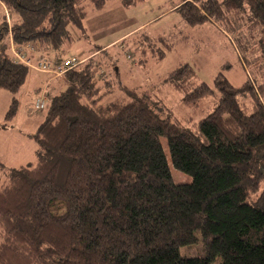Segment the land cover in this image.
<instances>
[{
	"label": "trees",
	"instance_id": "16d2710c",
	"mask_svg": "<svg viewBox=\"0 0 264 264\" xmlns=\"http://www.w3.org/2000/svg\"><path fill=\"white\" fill-rule=\"evenodd\" d=\"M83 1L0 0V89L17 93L29 72L10 55V42L37 44L54 63L79 56L62 52L83 29ZM171 6L189 26L214 21L248 39L243 24L252 20L263 40L256 83L236 88L218 75L211 88L188 64L171 71L164 82L185 106L220 92L193 121L162 116L132 89L107 101L112 80L97 76L92 55L83 59L62 89L40 94L48 100L30 134L36 161L10 168L0 184V264H264V0ZM243 90L249 106L239 101ZM16 111L12 98L0 129ZM171 167L189 181L175 183ZM198 233L202 256H181Z\"/></svg>",
	"mask_w": 264,
	"mask_h": 264
},
{
	"label": "rangeland",
	"instance_id": "374dc122",
	"mask_svg": "<svg viewBox=\"0 0 264 264\" xmlns=\"http://www.w3.org/2000/svg\"><path fill=\"white\" fill-rule=\"evenodd\" d=\"M175 1L140 0L125 6L120 0H105L97 8L85 0L82 3L85 11L83 29L74 30L73 39L62 54L73 53L83 60L89 53L95 58L97 76L113 82L114 87L109 89L113 88L115 91L105 98L107 101L122 97L126 89H132L145 95V99L154 104L162 116L172 114L179 119L190 118L197 121L212 110L220 98V92L213 89V95L202 100L198 106H185L181 102V95L165 84L167 75L188 64L194 68L197 82L205 83L211 88H214V80L218 75L236 88L247 83L255 84L256 65L262 59L263 40L259 39L258 29L250 19L243 24L249 28V39L243 33L237 37V33L228 32L214 21L189 26L177 9H171ZM157 36H163L169 48L158 41ZM36 48L38 49L37 44ZM8 51L13 57L10 44ZM22 51L27 52L30 62L23 59L25 57L19 53ZM15 52L22 58L29 72L17 93L0 89V123L12 98L17 100L16 115L6 128L0 129V163L3 165L0 167V184L6 180V173L10 168L36 161L37 145L30 134L42 122L48 98L45 97L46 106L42 110H35L33 101L42 93L62 89L65 73L70 71L57 74L53 66L49 71L36 68L33 60L40 54L30 46L23 50L18 47ZM160 52H163L161 56ZM253 52H258V55H251ZM49 63L56 65L52 60ZM250 97L248 90H243L238 95L239 101L248 106ZM162 144L167 154L165 139H162ZM171 175L175 183L189 181L186 174L172 167ZM263 185L264 182H261L260 187ZM149 193L158 195L161 190H150ZM179 254L202 256L199 233L196 243L180 247Z\"/></svg>",
	"mask_w": 264,
	"mask_h": 264
},
{
	"label": "built area",
	"instance_id": "2783aa9c",
	"mask_svg": "<svg viewBox=\"0 0 264 264\" xmlns=\"http://www.w3.org/2000/svg\"><path fill=\"white\" fill-rule=\"evenodd\" d=\"M13 42H10V46H12V50H13V57L15 58L16 61L23 63L22 58H19L16 55L15 49L20 47L21 50L26 49L28 46L31 47V49H33L34 51H36V46L35 44H33L32 42L30 43H25L24 44H18L19 46H17V44H15ZM24 45V46H22ZM23 47V48H22ZM21 54L22 57H25L23 59H25L26 61L30 62V57L27 54L26 51H22L19 52ZM82 61L81 58L77 57V56H70L66 59H64L63 61H61L60 63H56V65L54 66L53 64L51 65V63H49V60H47V58L43 57V56H38L36 58H34L33 62H34V66L38 69H42V70H46L49 71L51 69V66L54 67V71L58 74V73H65L68 70L73 69L75 66H77L80 62ZM46 105V101L43 97H38L35 100L34 106L37 109H44Z\"/></svg>",
	"mask_w": 264,
	"mask_h": 264
},
{
	"label": "crops",
	"instance_id": "0c3cea01",
	"mask_svg": "<svg viewBox=\"0 0 264 264\" xmlns=\"http://www.w3.org/2000/svg\"><path fill=\"white\" fill-rule=\"evenodd\" d=\"M176 7L175 6H171V9H175ZM158 37V36H157ZM89 56H91V54H89V53H87ZM89 56H86L87 58L89 57ZM55 89V88H54ZM55 91V90H54ZM53 91V92H54Z\"/></svg>",
	"mask_w": 264,
	"mask_h": 264
}]
</instances>
